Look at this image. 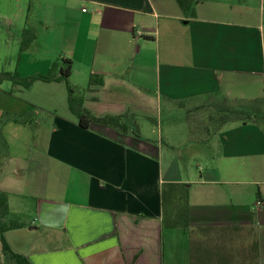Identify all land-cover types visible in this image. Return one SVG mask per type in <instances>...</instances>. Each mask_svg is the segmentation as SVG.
Segmentation results:
<instances>
[{"label":"crops","instance_id":"1","mask_svg":"<svg viewBox=\"0 0 264 264\" xmlns=\"http://www.w3.org/2000/svg\"><path fill=\"white\" fill-rule=\"evenodd\" d=\"M196 1L35 2L18 44L25 26L36 34L29 52L54 30L44 70L58 57L72 60L70 82L81 89L100 76L85 107L96 117L131 115L140 137L95 123L81 129L64 82L24 90L48 119L27 126L34 137L22 155L0 154V192L26 226L5 234L13 252L31 264H191L195 240L210 264H264V131L202 129L196 144L215 153L199 174L139 131L215 95L234 107L260 101L264 108V0ZM169 183L187 186V230L163 226L161 191Z\"/></svg>","mask_w":264,"mask_h":264},{"label":"rangeland","instance_id":"2","mask_svg":"<svg viewBox=\"0 0 264 264\" xmlns=\"http://www.w3.org/2000/svg\"><path fill=\"white\" fill-rule=\"evenodd\" d=\"M36 1L0 0V73H13L17 71L22 77L36 76L32 73L38 71H45L44 73H47V70H44L43 64L45 60L50 59L49 52H52L51 41L54 30L48 29V31H45L44 36L48 43L39 50L37 49L38 47H33L31 52L27 50L21 53L19 49L20 44H18L17 39L20 36V25L26 23V16L34 12ZM41 1H44L46 4V1L49 2L51 0ZM227 1L239 3L244 0ZM22 15L23 21L20 24L18 18ZM25 28L29 27L25 26ZM24 90L28 89H18L17 86L12 85L10 82L0 85V154L6 157H9L11 154L22 155L25 152L24 148L34 137V133L29 127L21 124L14 125L12 121H9L11 116L21 115L11 114L7 109H11V106H16L22 110H27L25 114H30L35 122H45L48 119L45 116L46 112L28 104L29 102L25 98ZM215 105H218L217 100L214 102H207L205 100L200 104L190 103L188 112L180 108L176 111L175 119L167 120L159 118L148 123H141L139 131L144 137L158 140L160 143L163 142L164 149L175 153L184 168L192 169L198 173L199 166L204 167L209 161V157H212L215 153V149H212L210 145H205L206 147L202 150L196 144L197 141L201 142L202 139L199 131L207 129L210 126L208 117L215 109L213 107ZM210 134H213L212 130ZM170 146L174 149L171 150ZM197 151H201L202 158H194ZM20 221H23V219ZM234 243L238 244L239 248L245 246L243 241L239 243V241L234 240ZM228 248L231 249L232 247L228 243H224V249Z\"/></svg>","mask_w":264,"mask_h":264},{"label":"trees","instance_id":"3","mask_svg":"<svg viewBox=\"0 0 264 264\" xmlns=\"http://www.w3.org/2000/svg\"><path fill=\"white\" fill-rule=\"evenodd\" d=\"M203 0H197L199 4ZM36 40L35 33L30 28H25L20 42V52L27 51ZM73 62L70 59L58 57L51 64L48 72L44 75L32 77H22L17 71L0 73V85L10 82L14 86H20L24 89L30 88L34 83L41 81L46 83L64 82L68 91V105L71 113L77 119L78 126L81 129L88 130L92 124H99L107 128L114 129L122 134H131L140 137L136 123L131 115L125 114L120 116L96 117L86 107V95L96 86L102 85V79L98 75H92L89 85L85 89L75 87L70 82ZM210 99L217 100L218 105L213 106L215 109L209 118V127L216 133L222 128L230 125H248L254 124L264 131V110L260 101L243 107H234L227 101L211 96ZM213 100V102L215 101ZM212 101V100H211ZM210 101V102H211ZM219 101V102H218ZM9 121L14 124L34 126L35 120L30 114L21 116H11ZM184 184H164L161 191L162 209H163V226L164 228H182L189 229V202L188 191ZM258 198H260L258 194ZM10 206L9 195L0 192V264H31L29 260L22 255L12 251L6 241L5 234L12 230L25 228V224L18 218H13ZM198 231H215L213 229H200ZM200 241H191V264H210L211 260H204L203 256L208 253L203 248ZM220 252V253H219ZM216 252L218 257L224 258V251ZM238 264V263H237Z\"/></svg>","mask_w":264,"mask_h":264},{"label":"bare ground","instance_id":"4","mask_svg":"<svg viewBox=\"0 0 264 264\" xmlns=\"http://www.w3.org/2000/svg\"><path fill=\"white\" fill-rule=\"evenodd\" d=\"M19 88V87H18Z\"/></svg>","mask_w":264,"mask_h":264}]
</instances>
